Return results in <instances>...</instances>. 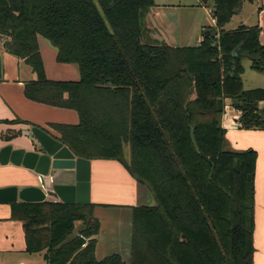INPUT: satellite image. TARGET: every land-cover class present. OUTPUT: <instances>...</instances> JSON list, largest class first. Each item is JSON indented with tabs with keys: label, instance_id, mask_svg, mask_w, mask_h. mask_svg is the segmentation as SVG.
<instances>
[{
	"label": "trees",
	"instance_id": "obj_1",
	"mask_svg": "<svg viewBox=\"0 0 264 264\" xmlns=\"http://www.w3.org/2000/svg\"><path fill=\"white\" fill-rule=\"evenodd\" d=\"M240 1L255 0H212L215 25L201 42L171 46L144 26L154 0H0L1 47L35 74L25 97L78 115L51 124L58 140L77 157L118 161L154 199L131 207L128 262L96 259L94 203H10L26 252L46 264H253L256 151L230 149L220 122L230 100L241 128L264 129V87L241 78L244 59L264 72L261 27H225ZM38 35L79 79L46 77Z\"/></svg>",
	"mask_w": 264,
	"mask_h": 264
},
{
	"label": "crops",
	"instance_id": "obj_2",
	"mask_svg": "<svg viewBox=\"0 0 264 264\" xmlns=\"http://www.w3.org/2000/svg\"><path fill=\"white\" fill-rule=\"evenodd\" d=\"M245 2H242L241 10ZM251 3H254L256 17H254L253 24L250 25L257 24L261 27L259 40L264 43V0H255ZM163 6L165 5L157 4L154 1V4L146 15L149 21L146 25L149 35L159 43L171 46H186L188 45L186 43H191L189 46L198 45L203 39V33L208 31V29L201 32L200 29L203 26L200 25L196 29V32L194 31L195 34H192L190 30L187 34L179 35L177 25L169 23L171 21H166L163 18ZM211 24V27L215 25V19L212 15ZM39 38L38 35L39 51L46 77L55 80L79 79L77 66L73 63L57 62L55 58L56 49L46 39V41H40ZM0 54L2 60V75L0 78V150L6 145H12L14 149H30L31 143L34 141L30 132L32 126L44 129L58 140L59 134L51 124L78 123V115L73 109L52 106L26 98L23 93L24 82L33 79L35 74L32 69H27L28 74L26 76L21 75L19 64L23 60L4 51L2 47H0ZM242 64L244 68L241 75L243 88L264 87V72L260 73L251 69L249 60L247 62L242 61ZM263 106L264 101H260L259 107ZM239 115L240 112L231 105V101L226 100L225 110L221 115L220 122L225 130V138L230 149L244 150L252 148L256 151L253 208V264H264V129L241 128L238 120ZM17 120L28 123L17 122ZM9 130L20 131V134L9 140H5L2 135L6 134ZM89 160L90 187L88 203L95 204L93 209L94 216H96L95 211L98 209L127 207L132 212L131 207L133 206L151 205L154 203V199L147 188L138 184L118 161L113 159ZM10 185L22 188L28 185H38V181L34 173L22 165H15L10 161L6 164L0 163V187ZM49 189L50 186L47 185L45 200L59 201L58 197L51 193ZM98 220L100 226L98 233L94 236L96 239L95 252L99 247V234L102 224L99 218ZM0 249L26 252L24 250L22 221L10 218V203L0 202ZM14 264L26 263L22 259H18Z\"/></svg>",
	"mask_w": 264,
	"mask_h": 264
},
{
	"label": "water",
	"instance_id": "obj_3",
	"mask_svg": "<svg viewBox=\"0 0 264 264\" xmlns=\"http://www.w3.org/2000/svg\"><path fill=\"white\" fill-rule=\"evenodd\" d=\"M201 1L206 4L208 0ZM241 7L242 1L233 12L238 13ZM1 69L0 54V78ZM30 132L34 140L31 148L14 149L12 145H6L0 150V163L6 164L10 161L31 170L37 177L38 185L22 188L15 185L0 187V202H41L45 200L47 185H49L50 192L61 202L88 203L90 160L75 156L66 145L38 126H32ZM190 135L197 149L193 129L190 130Z\"/></svg>",
	"mask_w": 264,
	"mask_h": 264
},
{
	"label": "rangeland",
	"instance_id": "obj_4",
	"mask_svg": "<svg viewBox=\"0 0 264 264\" xmlns=\"http://www.w3.org/2000/svg\"><path fill=\"white\" fill-rule=\"evenodd\" d=\"M157 4L163 6V18L169 23L177 25L179 35H184L192 31L195 34L196 29L201 26V32L212 28V0L204 4L201 0H154ZM254 3L245 2L243 8L235 13L230 21L225 25L226 28L238 26L240 24H253L255 16ZM149 23L144 19V26ZM195 31V32H194ZM40 41H46L39 35ZM188 42V41H187ZM191 42V41H190ZM189 46L191 43H186ZM1 47V44H0ZM244 59L243 62H247ZM20 74L26 76L27 69H31L25 62L19 64ZM128 155V149L125 150ZM96 216L101 221V232L99 234V247L95 252L96 259L117 253L125 261H129L130 235L132 226V212L127 207H117L115 209H98ZM80 228V222L75 223L73 234ZM18 259H22L26 264H46L42 257V252L27 253L24 251H5L0 249V264H14Z\"/></svg>",
	"mask_w": 264,
	"mask_h": 264
}]
</instances>
